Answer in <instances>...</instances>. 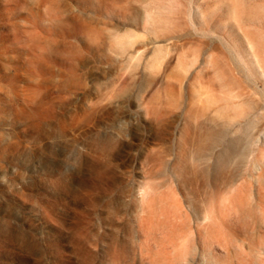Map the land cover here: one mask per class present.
Returning <instances> with one entry per match:
<instances>
[{"label":"rangeland","instance_id":"1","mask_svg":"<svg viewBox=\"0 0 264 264\" xmlns=\"http://www.w3.org/2000/svg\"><path fill=\"white\" fill-rule=\"evenodd\" d=\"M0 264H264V0H0Z\"/></svg>","mask_w":264,"mask_h":264}]
</instances>
